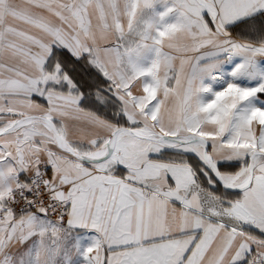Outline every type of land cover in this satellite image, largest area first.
<instances>
[{"label": "snow or ice", "instance_id": "snow-or-ice-1", "mask_svg": "<svg viewBox=\"0 0 264 264\" xmlns=\"http://www.w3.org/2000/svg\"><path fill=\"white\" fill-rule=\"evenodd\" d=\"M0 264H264V0H0Z\"/></svg>", "mask_w": 264, "mask_h": 264}]
</instances>
